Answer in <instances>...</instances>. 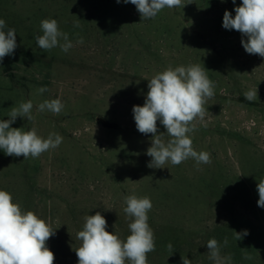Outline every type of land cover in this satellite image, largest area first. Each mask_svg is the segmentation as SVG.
Listing matches in <instances>:
<instances>
[{"label": "rangeland", "instance_id": "rangeland-1", "mask_svg": "<svg viewBox=\"0 0 264 264\" xmlns=\"http://www.w3.org/2000/svg\"><path fill=\"white\" fill-rule=\"evenodd\" d=\"M182 2L142 21L136 6L123 0H0V19L16 30L18 45L0 62V120L31 100L34 120L17 117L10 127H34L43 139L63 137L37 158L0 149V190L54 230L46 241L54 264H78L77 233L87 215L100 212L106 231L126 240L133 218L123 211L124 197L132 194L153 205L148 224L156 248L148 264H182L181 256L214 264L206 244L225 237L221 254H231L233 264H264V208L257 205L264 178V57L248 54L241 44L247 37L222 26L225 10L234 17L242 0ZM44 19H56L69 34L74 47L68 53L38 47ZM77 19L80 28L73 27ZM80 36L82 45L75 43ZM195 64L215 87L204 105L206 126L195 121L189 136L211 163L189 158L149 168L152 134L137 130L132 108L143 106L154 75ZM42 86L48 91L40 94ZM254 88L258 98L249 102L244 93ZM57 98L61 113L37 111ZM157 128L166 134L159 121ZM232 230L249 234L236 241ZM243 252L252 259L244 260Z\"/></svg>", "mask_w": 264, "mask_h": 264}, {"label": "clouds", "instance_id": "clouds-1", "mask_svg": "<svg viewBox=\"0 0 264 264\" xmlns=\"http://www.w3.org/2000/svg\"><path fill=\"white\" fill-rule=\"evenodd\" d=\"M116 2L121 3V0ZM232 2L235 4V0ZM123 3L135 5L142 21L154 19L164 8L184 7L182 0H123ZM234 11L233 17L225 10L222 26L247 37L241 39V44L248 54L264 57V0H242ZM40 27L43 34L37 35L35 40L41 50L47 52L59 46L62 52L68 53L74 47L69 34L59 29L56 19H44ZM73 27H81L79 19L73 22ZM16 36V30L0 19V62L13 55L18 47ZM75 43L82 45L83 37L80 36ZM148 81L149 91L143 106L134 105L132 108L137 130L145 135L152 134L151 146L146 151L152 159L147 166L164 168L166 162L179 165L189 158L194 159L197 165L211 163L210 153L194 150L189 136L197 130L195 121L206 126L204 105L214 96L215 85L208 78L206 69L199 64L169 66ZM37 91L43 94L48 88L42 86ZM244 98L249 102L255 101L257 88L246 91ZM63 108L64 104L57 98L43 101L37 106V111L59 114ZM32 110L31 100L21 102L18 107H12L9 119L0 120V149L6 155L37 158L62 143L63 137L57 133L43 139L34 127L28 131L10 127L17 117L33 121ZM157 121L164 126L166 134H157ZM257 191V205L264 208V178L259 180ZM124 202L126 207L123 211L133 218L128 225L131 234L126 240H121L116 234L106 231L107 221L100 212L85 216L83 230L77 233V239L81 241L75 250L78 264H125L126 261L128 264H148L147 254L156 248L154 233L148 224L152 202L149 197H137L135 194L125 196ZM232 231L236 241L249 234L248 230ZM54 234L43 219L32 211H22L9 192L0 190V264H54V253L46 246V241ZM228 243L227 237L222 244L215 238L208 240L209 260L214 264H233L231 254H221V249ZM167 248L172 251L173 245L169 243ZM242 258L251 260L252 256L243 252ZM181 260L182 264H192L186 256H181Z\"/></svg>", "mask_w": 264, "mask_h": 264}, {"label": "trees", "instance_id": "trees-1", "mask_svg": "<svg viewBox=\"0 0 264 264\" xmlns=\"http://www.w3.org/2000/svg\"><path fill=\"white\" fill-rule=\"evenodd\" d=\"M249 104H251V103H249Z\"/></svg>", "mask_w": 264, "mask_h": 264}]
</instances>
